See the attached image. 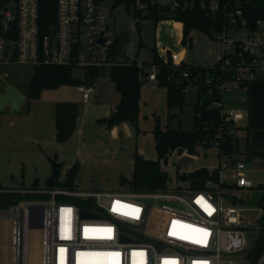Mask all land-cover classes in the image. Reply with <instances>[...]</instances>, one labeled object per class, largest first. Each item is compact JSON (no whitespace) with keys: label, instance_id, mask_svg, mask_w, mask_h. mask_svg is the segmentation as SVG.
<instances>
[{"label":"built area","instance_id":"obj_1","mask_svg":"<svg viewBox=\"0 0 264 264\" xmlns=\"http://www.w3.org/2000/svg\"><path fill=\"white\" fill-rule=\"evenodd\" d=\"M107 1L57 0V23L44 34L39 25L40 0H16L8 4L0 12L5 33L0 41V65L106 70L120 63L136 62L143 68L144 63L138 60L140 42L136 46L131 33H136L137 23L149 15V4L136 1L135 23L127 31L130 40L117 51L124 32L120 37L112 32L108 20L113 15H108ZM150 1L172 10L198 8L220 22L212 31L213 40L222 43V51L212 67L220 75L211 78L207 73L202 85L207 97L221 94L220 101L212 105L220 111L221 125L211 141L226 163L224 169L217 168L219 184L209 181L205 191L170 189L151 194L56 188L43 193L50 195L47 200L19 201L9 211L0 213V223L1 216L12 223L13 264L29 263V231L42 232V264H249L245 256L251 248L245 235L247 228L242 224L241 206L245 200L241 193L257 186L247 176L246 154L226 151V146L235 147L236 139L243 138L239 134L247 130L249 117L243 109L228 108L224 94L233 89L230 88L233 84L240 89L264 82V17L254 25L248 22L244 9L252 0ZM171 58L176 63L172 55ZM183 75L189 80L187 72ZM148 80L157 81L155 66ZM82 81L78 90L83 100L88 101L100 82L90 84L84 77ZM229 169L236 176L232 182L223 176L222 170ZM221 184L230 187L223 188ZM3 192L24 195L43 191ZM146 200L153 202L148 204ZM34 206L43 207L41 230L33 228L41 220V212ZM82 212L97 216L85 218ZM258 225L257 222L256 230ZM256 264H264V252Z\"/></svg>","mask_w":264,"mask_h":264},{"label":"rangeland","instance_id":"obj_2","mask_svg":"<svg viewBox=\"0 0 264 264\" xmlns=\"http://www.w3.org/2000/svg\"><path fill=\"white\" fill-rule=\"evenodd\" d=\"M116 2L117 0H108L106 7L108 15H113V18L108 20L111 30L120 37L123 32L131 30L135 23V6L128 7L125 3ZM173 22L178 21L161 20L156 24L151 19H143L140 22L138 31L131 33L132 42L136 46L141 42L138 51L140 62L151 64L154 56L152 48L157 46L166 59L168 52L175 58L174 64L183 65L184 62L209 67L217 63L222 43L211 40L198 30L192 31L187 42L183 43V38L180 39ZM162 42L164 46L161 45ZM152 68L148 69V73L152 72ZM33 74L32 66L0 65V96L6 93L9 87H13L25 97V102L20 105L18 111H13L12 106L8 105L0 112V194L3 195H6L3 191H43L40 194L51 191L45 188V181L52 171L51 158L61 165L62 181L66 179L70 167L80 163L79 175L75 180L76 192H125L128 189L121 185L120 181L122 178L132 179L135 154L139 153L149 160H157L153 134L155 125L191 132L195 126V105L203 103L198 85L191 84L184 90L183 95L175 96V103L179 107H174L177 112L173 113V109L169 111L167 105L165 88L160 87L157 81L147 80L141 89L138 127L124 122L110 128L108 124L99 122L98 118L107 114L108 106H113L118 98L113 83L107 76L96 85V91L91 94L89 102H85L76 86L46 90L40 99H28ZM77 75L79 76L78 73ZM230 88L233 89L225 92L224 102L228 108L240 109L244 102L245 89H237L234 84L230 85ZM61 102H75L80 106L77 129L65 143H58L56 139L55 106ZM196 150L195 162L188 168L178 164L181 156L177 152L169 155L167 164L162 162V169L171 179L170 188H184L180 192L190 190V183L178 179V174L201 168L209 171L218 167L225 168L226 163L218 156L217 147L206 148L200 145ZM248 169L250 172H247V176L257 187L241 193L245 200L241 207L244 215L242 224L247 228L245 235L248 248H252L258 238L255 227L262 216L258 202L263 194L260 187L264 186V170L253 165ZM222 171L226 181H234L235 172L230 169ZM35 180L39 181L38 188L33 185ZM10 208L0 206V213L7 212ZM1 218L0 264H13L12 223L6 216ZM28 237L29 263L42 264V232L29 231ZM243 256L244 254L239 255L240 261H243Z\"/></svg>","mask_w":264,"mask_h":264},{"label":"trees","instance_id":"obj_3","mask_svg":"<svg viewBox=\"0 0 264 264\" xmlns=\"http://www.w3.org/2000/svg\"><path fill=\"white\" fill-rule=\"evenodd\" d=\"M137 0H117L116 4L125 3L128 7L135 6ZM149 4L150 13L143 19H151L157 24L161 20H174L183 24V39L186 43L190 34L194 30L205 33L211 40L212 31L220 26L217 18H214L202 11L201 9L183 10L178 8L172 10L170 6L160 7L153 5L150 0H143ZM245 14L248 17L250 24H255L257 20L264 17V0H252L245 5ZM142 19V20H143ZM57 23V0H40V31L42 34L50 32L51 28ZM138 29L140 23H137ZM5 37L2 18L0 15V41ZM141 45V42H140ZM153 61L151 64L144 67H138L137 63H120L110 69H95L87 68L81 70L73 66H57V65H39L34 67V74L29 84L28 99L38 100L42 93L46 90H58L63 86L79 87L84 82L83 77L88 83L100 82L104 77H108L114 84L115 91L120 95V101L115 110L112 112L109 119L101 120L113 126L130 122L138 127L141 89L148 80V69L154 65L157 69L158 85L167 90V105L169 111L174 107H179L175 103V96L178 94V89L187 81L184 78V72L189 74V86L191 84L198 85L199 94L203 97L202 104H196L194 108V130L184 132L181 130H173L162 128L159 124L155 125L153 130L155 138V149L157 151V160H149L144 158L139 153L135 154L134 159V174L132 179H121V185L127 187V191L137 194H151L164 192L170 189V177L166 171L162 169V162H168L169 155L177 152L179 156L187 153L193 157L196 156V148L200 145L206 148L214 147L211 143L215 137L217 130L221 125V117L219 109L212 107L213 103L219 102L220 93H216L214 97L205 96L204 87L202 86L207 79V73L211 74V78H216V74L220 75L212 69L213 66L202 67L193 65L176 66L172 62L171 54H167L168 58H162L157 50V47L152 48ZM116 55L117 51L113 49ZM79 74V76L76 74ZM222 75V73H221ZM200 77V79H197ZM226 79V76H224ZM187 87H183V91ZM80 115V106L75 102H61L55 106V124H56V139L58 143H65L74 135ZM248 137L236 139L235 147L232 145L226 146V151L233 154H246ZM233 148H236L234 151ZM52 171L51 175L45 181L46 190L53 189H75V180L79 175L80 163H75L70 167L66 174V179L61 180L60 168L61 165L56 160L51 158ZM178 179L183 182H189L190 190L205 191L208 182L211 181L219 184V170L209 171L206 168H201L189 173L178 174ZM34 187L38 188L39 181L35 180ZM223 188L230 187L228 184H221ZM234 187V186H233ZM263 194L258 202L259 208L264 212V186L260 187ZM178 192L182 187L174 188ZM0 198H13L19 201L34 200L42 201L50 198L49 194H0ZM258 238L253 247L247 252L245 259L249 260V264H256L264 252V223L258 225Z\"/></svg>","mask_w":264,"mask_h":264},{"label":"crops","instance_id":"obj_4","mask_svg":"<svg viewBox=\"0 0 264 264\" xmlns=\"http://www.w3.org/2000/svg\"><path fill=\"white\" fill-rule=\"evenodd\" d=\"M173 24L180 39L183 38V24L178 22H173ZM161 45L164 46V43L162 42ZM160 55L166 59V57L163 56L161 53ZM182 63L185 65H189L184 62ZM114 90H115V86H114ZM165 92L167 95L166 89ZM116 95L118 96L116 102L114 103L113 106H108L109 108L107 109V114L98 117L99 121L109 119L112 112L115 110L117 104L120 101V95L117 92ZM89 100L85 102H89ZM243 101L244 102L242 103L240 109H243L245 112H247L249 117L247 130L241 132L243 137L244 136L248 137L247 150H246L247 170L249 171L248 167L250 165L258 166L261 170H264V83L254 82L247 85V87L244 90ZM140 107H141V102H140ZM102 117H106V118H102Z\"/></svg>","mask_w":264,"mask_h":264},{"label":"water","instance_id":"obj_5","mask_svg":"<svg viewBox=\"0 0 264 264\" xmlns=\"http://www.w3.org/2000/svg\"><path fill=\"white\" fill-rule=\"evenodd\" d=\"M16 0H0V12L10 3L15 2ZM246 2H249L250 0H243ZM56 34V29L54 30V35ZM130 40V33L125 31L123 35L120 37L119 42L116 46V50L120 51ZM189 81H185L182 86L178 89V94L183 95V87H188ZM247 85L242 86L243 89H245ZM25 102V97L21 95L15 88L9 87L8 91L0 96V112L4 111L5 107L8 105L12 106L13 111H18L20 109V105ZM177 110L173 109V113H176ZM193 162H195L194 157L190 155H183L179 158L178 164L184 168H188ZM148 204H151L152 200H146L145 201ZM19 204V200L12 199V198H0V206H16ZM33 209H37L41 212V220L39 223L33 226V228L41 230L43 228V220H42V213H43V207L40 206H34ZM82 216L85 218L88 217H95L97 215L88 213V212H82ZM259 224L264 223V214L261 216V218L258 220Z\"/></svg>","mask_w":264,"mask_h":264},{"label":"bare ground","instance_id":"obj_6","mask_svg":"<svg viewBox=\"0 0 264 264\" xmlns=\"http://www.w3.org/2000/svg\"><path fill=\"white\" fill-rule=\"evenodd\" d=\"M39 234V233H38ZM29 238V237H28ZM28 259H29V257H28ZM30 260V259H29ZM28 264H30V263H28Z\"/></svg>","mask_w":264,"mask_h":264},{"label":"snow or ice","instance_id":"obj_7","mask_svg":"<svg viewBox=\"0 0 264 264\" xmlns=\"http://www.w3.org/2000/svg\"><path fill=\"white\" fill-rule=\"evenodd\" d=\"M108 231H110V230H108Z\"/></svg>","mask_w":264,"mask_h":264}]
</instances>
